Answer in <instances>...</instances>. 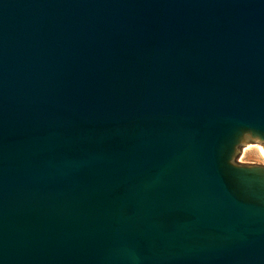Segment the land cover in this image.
<instances>
[{"label": "water", "instance_id": "water-1", "mask_svg": "<svg viewBox=\"0 0 264 264\" xmlns=\"http://www.w3.org/2000/svg\"><path fill=\"white\" fill-rule=\"evenodd\" d=\"M264 0H0V264H264Z\"/></svg>", "mask_w": 264, "mask_h": 264}, {"label": "rangeland", "instance_id": "rangeland-1", "mask_svg": "<svg viewBox=\"0 0 264 264\" xmlns=\"http://www.w3.org/2000/svg\"><path fill=\"white\" fill-rule=\"evenodd\" d=\"M258 146L261 147V145L257 142L248 141L241 147L236 160L241 163L264 164V158L260 155Z\"/></svg>", "mask_w": 264, "mask_h": 264}, {"label": "bare ground", "instance_id": "bare-ground-1", "mask_svg": "<svg viewBox=\"0 0 264 264\" xmlns=\"http://www.w3.org/2000/svg\"><path fill=\"white\" fill-rule=\"evenodd\" d=\"M258 151H259L260 155L264 158V151L262 150V148L260 146H258Z\"/></svg>", "mask_w": 264, "mask_h": 264}]
</instances>
